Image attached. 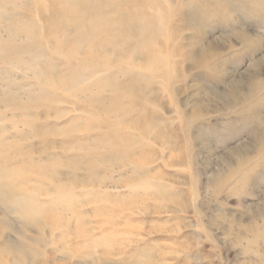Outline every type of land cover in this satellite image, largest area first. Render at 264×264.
Masks as SVG:
<instances>
[{
    "label": "rangeland",
    "instance_id": "obj_1",
    "mask_svg": "<svg viewBox=\"0 0 264 264\" xmlns=\"http://www.w3.org/2000/svg\"><path fill=\"white\" fill-rule=\"evenodd\" d=\"M0 264H264V0H0Z\"/></svg>",
    "mask_w": 264,
    "mask_h": 264
}]
</instances>
